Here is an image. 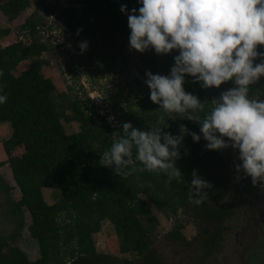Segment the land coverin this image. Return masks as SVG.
I'll return each instance as SVG.
<instances>
[{
	"label": "trees",
	"instance_id": "16d2710c",
	"mask_svg": "<svg viewBox=\"0 0 264 264\" xmlns=\"http://www.w3.org/2000/svg\"><path fill=\"white\" fill-rule=\"evenodd\" d=\"M30 5L32 13L18 28L29 41L18 40L0 47V71L3 72L0 95H7V102L0 104V123H7L13 135L3 147L11 179L19 193L13 201L8 194L9 187L0 179V190L6 195L7 211L12 216V230L0 234V264H175L163 261L157 254L151 238L157 221L150 214L149 205L165 218L174 217L178 210L189 215L200 234L184 241L179 233L182 225L177 223L165 235L166 240L176 250H199L201 261L191 262L203 264V259L226 247L225 237L236 212V196L229 202L223 200L232 191L226 173L231 148L210 151L202 136L199 142H193L190 135H185L180 147L181 158L176 161L183 176L180 179L169 183L164 173L141 171L139 164L131 175L118 176L113 169L99 163L101 153L117 139L105 116L87 111L84 104L64 99V95H61L63 105L56 103L52 82L40 72L41 66L47 63L39 58L51 50L47 41H40L38 34L41 29L53 28L43 27L46 18L51 17L53 24L66 32L75 45L79 63L86 64L100 52L87 43V49L81 54L82 40L97 37L102 40L103 49L122 38L126 40L130 33L127 13L120 9L124 5L128 13L133 8L138 10L142 6L139 0H52L51 3L8 0L0 4V15L12 22ZM8 33V29L0 30L2 36ZM258 50L264 52V46ZM177 55L179 51L173 50L160 63L150 59L145 71L156 72L159 67V74L166 76ZM29 59L35 60L27 69L13 75L14 68ZM259 62L257 59L255 63ZM184 80V90L197 96L205 104L204 111H209L217 98L215 87L205 89L187 75ZM257 89L264 90V83ZM65 108L71 111V116L64 114ZM120 112V117H114L123 119L121 125L129 122L141 130L163 127L164 132L177 136L183 124L189 132L200 135L199 124L180 116L169 119L151 101L150 91L137 100L135 107L127 106ZM61 121L76 122L78 131L66 134ZM121 125L120 134L123 133ZM17 147L22 153L11 156ZM193 170L212 185L204 190L209 197L199 205L189 198ZM241 183L246 187L252 183L251 178L244 176ZM42 189L57 190L58 199L47 204ZM104 221L112 227L118 253L129 255L130 259L96 252L92 236ZM23 229L38 250V257L33 261L12 244Z\"/></svg>",
	"mask_w": 264,
	"mask_h": 264
},
{
	"label": "clouds",
	"instance_id": "9594fccd",
	"mask_svg": "<svg viewBox=\"0 0 264 264\" xmlns=\"http://www.w3.org/2000/svg\"><path fill=\"white\" fill-rule=\"evenodd\" d=\"M139 3L142 6L130 13L124 5L120 9L127 13L130 48L141 53L151 48L157 55L179 51L169 75L146 73L150 99L169 119L180 116L199 124L200 135L183 124L179 135L173 136L163 127L141 130L124 122L123 133H114L117 139L101 153L100 165L126 177L137 171L139 164L141 171L164 173L170 183L183 177L176 161L181 158L184 136L190 135L193 142L202 136L210 151H238L236 170L250 177L254 186L264 182V99L249 95V86L264 77V52L258 51V46H264V0ZM87 46L86 41L79 45L81 54ZM257 59L259 63H255ZM186 75L205 89L220 88L229 81H234L235 87L222 92L205 112V104L184 90ZM6 102L7 95H0V104ZM211 187L193 170L190 200L203 203L209 197L204 190Z\"/></svg>",
	"mask_w": 264,
	"mask_h": 264
},
{
	"label": "rangeland",
	"instance_id": "374dc122",
	"mask_svg": "<svg viewBox=\"0 0 264 264\" xmlns=\"http://www.w3.org/2000/svg\"><path fill=\"white\" fill-rule=\"evenodd\" d=\"M8 0H0V4ZM52 0H46V3H51ZM33 11V6L30 5L23 11L18 19L9 22L2 15H0V30L8 29L9 33L6 36L0 35V47H4L15 41L21 40L28 42L27 37H23L19 33L18 28L23 23L26 16ZM43 27H53L50 31L39 30L38 34L41 37L40 41H47L50 51L41 54V62H46L47 65L41 66V74L43 78L49 79L54 87V101L62 104L61 95L64 99H74L80 104H84L87 111L97 112L100 116H105L107 123H110L114 129V133H118L119 126L123 119L115 120V117H120V109L127 106L135 107L139 98L146 95L150 89L147 87L145 81L147 80L145 64L150 59H157L160 63L164 55H157L154 49H148L143 53L137 52L129 46V36L125 40L122 38L112 47L103 49L102 40L94 37L86 39V41L99 50V55H93V60L90 63H79L76 57V48L72 43L66 32L53 24L51 17H48L43 22ZM45 29V28H44ZM259 49V46H258ZM259 51V50H258ZM106 58L105 61H102ZM125 58V60H124ZM35 59H29L20 62L12 71L13 75H18L29 67ZM256 62V61H255ZM150 65V64H149ZM161 70L159 67L156 72H151L154 75L159 74ZM170 74V73H169ZM168 74V75H169ZM161 75V74H160ZM262 82L258 80L256 83L249 86V95L258 96L264 99V90L257 89L260 83H264V77H261ZM235 87L234 81L226 82L220 88H215L218 99L222 92ZM215 99V100H216ZM66 116H71V111L65 108ZM112 117L111 121L109 118ZM63 129L66 134H71L78 131V124L76 122H69L68 124L61 121ZM12 135L10 126L7 123H0V179L9 187L8 194L13 201L19 197V193L11 179L10 170L8 167L7 156L4 151L3 143L9 140ZM22 153L20 148H15L11 152V156H19ZM238 151L231 148L229 160L227 161V178L230 185L237 184L238 180L244 176L243 172L236 170V165L239 164ZM42 196L47 204H52L58 199L59 192L53 189H42ZM233 199L231 192L223 198L224 201L229 202ZM150 214L156 219L157 224L151 232V238L154 240V247L161 259L167 263L175 264H192L193 262H200L201 252L199 250H182L177 249L176 246L169 240H166V234L177 224L180 223L182 228L179 233L184 241H191L200 232L197 226L188 218L187 214H183L179 210L174 217L165 218V216L155 210L153 206L149 205ZM11 215L7 211L6 195L0 190V234H7L12 230ZM25 222L27 217L25 216ZM242 221H236L231 225V233L228 237L226 248L234 242V233L238 231L239 226H243ZM95 250L98 253L115 256L117 258L123 257L130 259L129 255H120L118 253L117 241L111 225L104 221L100 225V230L92 236ZM245 239V238H244ZM243 239V240H244ZM17 246L26 256L29 261H33L38 257V250L31 240L25 229L20 232L19 238L12 243ZM248 244L245 239L243 245ZM175 248V250H174ZM210 255L207 259H203V264H240L242 247L238 246L232 253L231 250L222 251ZM186 251V252H184ZM231 253V254H230ZM201 262V263H202ZM247 264V261H246Z\"/></svg>",
	"mask_w": 264,
	"mask_h": 264
},
{
	"label": "flooded vegetation",
	"instance_id": "af4514ba",
	"mask_svg": "<svg viewBox=\"0 0 264 264\" xmlns=\"http://www.w3.org/2000/svg\"><path fill=\"white\" fill-rule=\"evenodd\" d=\"M244 176L229 191L233 197L236 196V212L231 225L233 221H242L244 225L239 226L234 233V242L223 250H231L233 253L234 248L241 246L240 264H246V261L247 264H264V182H258L255 186L252 183L246 187L241 186ZM230 233L231 229L226 237ZM244 238L248 241L246 247L243 245Z\"/></svg>",
	"mask_w": 264,
	"mask_h": 264
}]
</instances>
